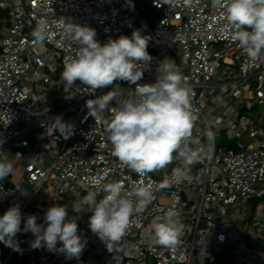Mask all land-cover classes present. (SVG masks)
<instances>
[{
    "label": "built area",
    "instance_id": "1",
    "mask_svg": "<svg viewBox=\"0 0 264 264\" xmlns=\"http://www.w3.org/2000/svg\"><path fill=\"white\" fill-rule=\"evenodd\" d=\"M148 3L154 9L149 19L124 0H0V150L14 168L0 181V216L13 205L22 213L18 249L0 242V264H264V60H248L212 0ZM41 19L48 22V38L37 43L31 31ZM62 19L95 29L101 44L134 30L149 37L152 60L140 65L138 84L154 83L161 61H174L193 93L189 146L203 147L198 162L189 166L177 152L166 167L140 176L113 155L103 122L86 106L111 86L90 93L77 80L74 95L66 91L61 73L77 46ZM113 87L133 92L136 84ZM57 117L72 125L67 138L57 130ZM189 167V180L172 179L175 169ZM93 179L153 192L110 251L90 230L91 213L72 208L95 190ZM57 204L76 219L85 242L79 257L59 251L60 242L52 251L33 248L35 236L23 231L24 217L35 214L43 223L45 211ZM169 208L184 225L171 249L150 242L155 218ZM219 252L224 262H217Z\"/></svg>",
    "mask_w": 264,
    "mask_h": 264
},
{
    "label": "clouds",
    "instance_id": "2",
    "mask_svg": "<svg viewBox=\"0 0 264 264\" xmlns=\"http://www.w3.org/2000/svg\"><path fill=\"white\" fill-rule=\"evenodd\" d=\"M212 4L223 9L224 18L234 30L232 39L248 60L252 63L264 60V0H212ZM60 25L77 46L76 55L65 62L61 73L69 95H74L71 90L77 80L90 93L111 86L106 94L89 99L86 106L95 120L103 122L115 157L140 176L166 167L177 152L189 166L201 159L203 147L189 146L195 119L191 108L192 89L174 61L167 58L161 61L154 83H137L143 77V71L138 70L140 65L152 60L147 51L149 37L134 30L131 37L120 36L101 44L93 28L65 19ZM31 36L37 43L45 41L48 22L39 20ZM117 81L136 84V87L133 92H125L113 87ZM54 122L60 134L67 138L72 125L65 124L60 117ZM13 171L8 153L0 150V181ZM190 178V167L173 171L175 182ZM91 183L95 190L89 191L82 202H72V208L77 213L85 210L91 213L89 228L108 247L126 235L131 218L152 202L153 192L151 187L142 185L126 190L119 181L104 183L93 179ZM101 192L103 196L97 199ZM81 203L86 207L80 206ZM23 219V231L35 236L33 248L45 246L52 251L60 242L58 250L67 257L80 256L85 242L78 235L76 219L68 218L66 205L50 206L44 213L43 223H37L35 214ZM21 222L19 205L5 211L0 216V242L18 249L14 238L22 231ZM183 231L178 211L169 208L155 218L150 242L175 248Z\"/></svg>",
    "mask_w": 264,
    "mask_h": 264
},
{
    "label": "trees",
    "instance_id": "3",
    "mask_svg": "<svg viewBox=\"0 0 264 264\" xmlns=\"http://www.w3.org/2000/svg\"><path fill=\"white\" fill-rule=\"evenodd\" d=\"M126 2L132 3L137 7L141 8V15L142 13H146L147 14L146 18L148 19L151 15L154 14V9L150 6L148 0H126ZM0 15H2L1 10H0Z\"/></svg>",
    "mask_w": 264,
    "mask_h": 264
},
{
    "label": "rangeland",
    "instance_id": "4",
    "mask_svg": "<svg viewBox=\"0 0 264 264\" xmlns=\"http://www.w3.org/2000/svg\"><path fill=\"white\" fill-rule=\"evenodd\" d=\"M124 1H126V0H124ZM142 16L143 17H147V14L146 13H142ZM220 141H222V140H220V138H217V142L219 143ZM217 257H218V261L217 262H221V261H225L226 260V257H225V255L222 253V252H219V253H217Z\"/></svg>",
    "mask_w": 264,
    "mask_h": 264
}]
</instances>
